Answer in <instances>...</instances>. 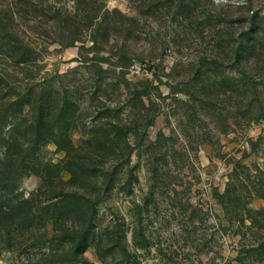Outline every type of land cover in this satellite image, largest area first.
I'll use <instances>...</instances> for the list:
<instances>
[{
	"label": "rangeland",
	"instance_id": "rangeland-1",
	"mask_svg": "<svg viewBox=\"0 0 264 264\" xmlns=\"http://www.w3.org/2000/svg\"><path fill=\"white\" fill-rule=\"evenodd\" d=\"M0 37V96L69 141L5 176L0 264H264V0H0Z\"/></svg>",
	"mask_w": 264,
	"mask_h": 264
},
{
	"label": "trees",
	"instance_id": "trees-1",
	"mask_svg": "<svg viewBox=\"0 0 264 264\" xmlns=\"http://www.w3.org/2000/svg\"><path fill=\"white\" fill-rule=\"evenodd\" d=\"M21 1V0H19ZM10 18H13V14ZM10 30V29H9ZM10 38V44L19 45L21 43L18 36L15 38L11 35H9ZM13 38V39H12ZM1 40V37H0ZM34 111L36 110V114L34 117L30 118L28 120V125L26 126V133H31L34 135V141L32 145H28V149H25V146L23 144H19L16 135L19 133L20 125L18 123V117L19 115H23L25 111ZM55 110L52 107V103L49 100V97H46L44 95H38L35 97L34 92L32 90H26L23 94H19V96L15 100H7L5 97L0 96V194L1 192H7L10 193L12 191L11 185H7L5 183V176L7 178H10L11 174L14 172V167H16V161L17 160H26L25 158H33V155L28 154L29 151H32L33 149H37L40 146L46 145L50 142H56L60 145V147L64 151L69 150V141L65 140L62 144L59 143V141L56 140V132L58 130L53 129V124H51V121L53 120V117L55 116ZM61 129L59 128V131ZM65 130V129H64ZM68 131L65 130L63 136L66 138L68 136ZM68 142V143H67ZM31 159L29 161H31ZM25 167L28 168L27 165ZM30 171H33L32 169H29ZM36 171V169H35ZM46 176V175H45ZM63 181V180H62ZM67 193V194H66ZM63 193V196L55 195L54 197H51L54 199L55 197L61 198L59 203H64L61 206H64L69 196H75L77 197V192H66ZM71 194V195H70ZM65 196V197H64ZM50 199V200H52ZM58 200V199H57ZM91 206L88 209V212H90V220L89 223L84 227L82 232H80L79 239L81 240L80 246L75 245L76 253L83 252L84 249H87L90 244V238L93 235L91 233V229L94 226L93 223V214L95 212V203H90ZM59 206L56 205V214L58 215V208ZM58 208V209H57ZM12 208H8V212H6L4 215V218L12 217ZM67 212V211H65ZM4 213H2L3 215ZM52 215L54 218H58L59 216ZM264 221V219H263ZM260 222V221H258ZM256 228L259 231L264 232V222L261 224L255 225ZM264 238V233H263ZM260 241H256L250 245V247H244V249L247 250L251 254V256H255L256 258L264 260V239Z\"/></svg>",
	"mask_w": 264,
	"mask_h": 264
}]
</instances>
